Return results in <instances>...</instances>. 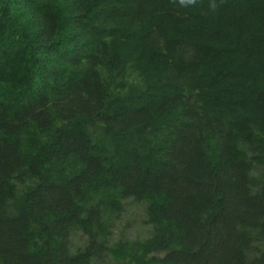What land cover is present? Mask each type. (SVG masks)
Here are the masks:
<instances>
[{
  "label": "trees",
  "instance_id": "1",
  "mask_svg": "<svg viewBox=\"0 0 264 264\" xmlns=\"http://www.w3.org/2000/svg\"><path fill=\"white\" fill-rule=\"evenodd\" d=\"M0 0V264H264V0Z\"/></svg>",
  "mask_w": 264,
  "mask_h": 264
},
{
  "label": "clouds",
  "instance_id": "2",
  "mask_svg": "<svg viewBox=\"0 0 264 264\" xmlns=\"http://www.w3.org/2000/svg\"><path fill=\"white\" fill-rule=\"evenodd\" d=\"M170 2L173 3V4L178 2L180 6L187 8L189 6H195L197 4L198 0H170ZM221 3H223V0H221ZM209 7L213 11H215L219 7V5H217L215 3V0H212V2L210 3Z\"/></svg>",
  "mask_w": 264,
  "mask_h": 264
}]
</instances>
